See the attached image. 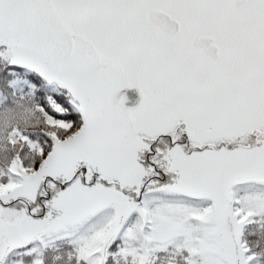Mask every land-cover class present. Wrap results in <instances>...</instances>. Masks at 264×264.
Returning <instances> with one entry per match:
<instances>
[{"label": "snow or ice", "instance_id": "1", "mask_svg": "<svg viewBox=\"0 0 264 264\" xmlns=\"http://www.w3.org/2000/svg\"><path fill=\"white\" fill-rule=\"evenodd\" d=\"M0 264H264V0H0Z\"/></svg>", "mask_w": 264, "mask_h": 264}]
</instances>
